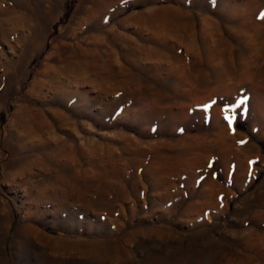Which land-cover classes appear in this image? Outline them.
Returning <instances> with one entry per match:
<instances>
[{
  "label": "rangeland",
  "instance_id": "obj_1",
  "mask_svg": "<svg viewBox=\"0 0 264 264\" xmlns=\"http://www.w3.org/2000/svg\"><path fill=\"white\" fill-rule=\"evenodd\" d=\"M262 14L0 0V264H264Z\"/></svg>",
  "mask_w": 264,
  "mask_h": 264
},
{
  "label": "snow or ice",
  "instance_id": "obj_2",
  "mask_svg": "<svg viewBox=\"0 0 264 264\" xmlns=\"http://www.w3.org/2000/svg\"><path fill=\"white\" fill-rule=\"evenodd\" d=\"M262 18H264V14H262ZM209 108H211V105H206V106H205V109H206V110L209 109ZM225 120H227V122H228V124H229V127H231L232 124H233V121H232L231 119H229L227 115L225 116Z\"/></svg>",
  "mask_w": 264,
  "mask_h": 264
}]
</instances>
